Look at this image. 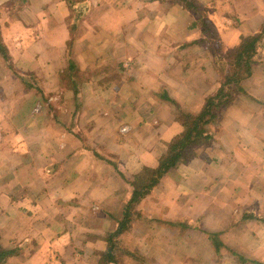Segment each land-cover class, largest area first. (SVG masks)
I'll return each mask as SVG.
<instances>
[{
  "label": "crops",
  "instance_id": "obj_1",
  "mask_svg": "<svg viewBox=\"0 0 264 264\" xmlns=\"http://www.w3.org/2000/svg\"><path fill=\"white\" fill-rule=\"evenodd\" d=\"M195 1L223 53L264 26V0ZM71 5L0 0V264H264L263 91L257 107L247 96L228 102L212 139L108 237L128 182L182 134L180 112L216 105L221 84L216 53L200 43L212 39L176 0ZM68 60L77 88L61 114L52 92L65 86Z\"/></svg>",
  "mask_w": 264,
  "mask_h": 264
},
{
  "label": "trees",
  "instance_id": "obj_2",
  "mask_svg": "<svg viewBox=\"0 0 264 264\" xmlns=\"http://www.w3.org/2000/svg\"><path fill=\"white\" fill-rule=\"evenodd\" d=\"M65 1L68 3V5L70 4V6H72L71 0ZM176 1L177 3L182 5L185 10L197 16L202 29V34L208 38H211L213 40L214 47L218 48L215 33L210 24L207 23L200 4L195 0ZM77 20L78 17L76 16L74 23L71 25V32L73 34L75 33ZM262 36H264V26L259 34L247 38H241L236 48L223 55L225 58L228 57L230 60H232L230 63L234 66L235 71L231 75L225 76L224 82L221 84V87L219 89V95H217L216 98L221 97V94L223 93L225 87L234 88L235 85H240L243 80H247L252 76L253 58L257 54V46ZM73 41L74 39H72L68 46H72ZM203 42L206 43L208 41H200V43ZM0 56L2 57V59L7 61V50L5 49L1 40ZM67 64L68 68H66V71L64 72L65 86L69 90L75 91L77 88L78 70L76 69L72 60H68ZM29 78L30 80H33L32 77ZM72 78L74 80H72ZM212 99L213 98H208L205 101L202 111L198 115H190L185 112H180L178 122L183 128L182 134L177 136L169 144H167L166 153L158 160L157 166L155 168H143L138 175L134 176L132 180L128 182L132 190L131 198L129 199L125 207L123 220L120 221L118 229L108 237L113 238L121 234L125 227L124 224L127 223L129 217V207L131 204L145 196H148L151 193L152 189L158 184L160 179L163 178V176H165L169 172L176 170L177 168H179V166L186 165L191 160H193L196 157L194 149L197 146L209 142L212 139L210 129L208 128L218 117L214 114V109L216 107L213 104ZM250 100L252 102L260 104L259 101L254 99L253 97H250ZM243 220H254V217L244 216ZM231 255L242 262L241 257L234 255V253H231Z\"/></svg>",
  "mask_w": 264,
  "mask_h": 264
},
{
  "label": "rangeland",
  "instance_id": "obj_3",
  "mask_svg": "<svg viewBox=\"0 0 264 264\" xmlns=\"http://www.w3.org/2000/svg\"><path fill=\"white\" fill-rule=\"evenodd\" d=\"M207 41H208L207 44L210 45V48H212V51L214 53H216L213 56V59H214V63L216 66V68H215L216 77H217L216 80H217L218 85L220 86V84H222L224 82L225 76L231 75L235 71V69H234V66L230 63L232 60H230L228 57H227L228 59L225 58L223 56L225 53H223V51L220 48L214 47L213 40L208 39ZM257 51L258 52H257L256 56L253 58V64H252V69H253V72L255 73V77H254L255 80L253 81V85L250 88V90L252 92L249 91L248 87L246 88V85H245L246 81L245 80H243L240 83V85H235L234 88L233 87L225 88L223 90V93L221 94L222 97L219 100H215V103H216L215 107H216V113H218V119H215L214 123H212V126H216L222 122L220 120L221 119L220 113L229 104L228 102L234 101V98L245 97V96H247V98L254 97V96L258 97L260 92L263 91V93H264V88L262 90L257 88V86H259V84H260V82L257 78H259L262 81L264 80V55H263V53H264V41H261L259 43V45L257 46ZM260 73H262V74H260ZM258 75H260V76H258ZM67 90H68V88H66V86H63V87L57 89L56 91L52 92L53 93L52 97L57 98L56 102L59 103V105L57 104V107L61 111V114L65 113V112L67 113V111H68V101L66 100ZM52 93L48 92L47 97L49 98V96ZM217 95H219V91L215 92L213 97H216ZM249 95H252V96H249ZM261 100L263 101V105H262L263 107L261 105L260 106L257 105V103L252 102V101H251V104L256 106V107L257 106L261 107L262 110L264 111V98L262 97ZM48 109H49V106L45 107L46 111H48ZM59 110H55V111L53 110L54 114H57V111H59ZM252 110H254V109H252ZM99 234L100 233H98V237H99ZM100 236H102V234Z\"/></svg>",
  "mask_w": 264,
  "mask_h": 264
}]
</instances>
